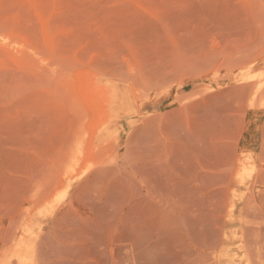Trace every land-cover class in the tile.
<instances>
[{"label":"rangeland","instance_id":"1","mask_svg":"<svg viewBox=\"0 0 264 264\" xmlns=\"http://www.w3.org/2000/svg\"><path fill=\"white\" fill-rule=\"evenodd\" d=\"M20 262L264 264V0H0Z\"/></svg>","mask_w":264,"mask_h":264},{"label":"bare ground","instance_id":"2","mask_svg":"<svg viewBox=\"0 0 264 264\" xmlns=\"http://www.w3.org/2000/svg\"><path fill=\"white\" fill-rule=\"evenodd\" d=\"M81 154V153H80ZM21 238V237H20ZM16 239V238H15ZM15 241V240H14ZM25 242V241H24ZM16 244V243H15ZM17 245V244H16ZM29 246H31V245H28L27 246V243L25 244H20V243H18V250L20 251L19 253L22 255V256H25V255H27V253H29L31 250H30V248H32V247H30V248H28ZM17 247V246H16ZM12 250H13V248H12ZM13 252H14V250H13ZM242 259V258H241ZM20 260V259H19ZM22 261V260H21ZM19 262V261H18ZM23 262V261H22ZM20 264H21V262H20Z\"/></svg>","mask_w":264,"mask_h":264}]
</instances>
